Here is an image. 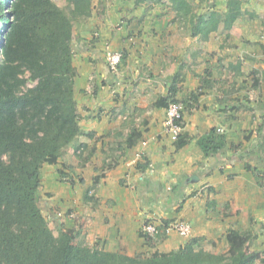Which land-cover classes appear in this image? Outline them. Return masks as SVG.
I'll list each match as a JSON object with an SVG mask.
<instances>
[{
  "label": "crops",
  "instance_id": "0c3cea01",
  "mask_svg": "<svg viewBox=\"0 0 264 264\" xmlns=\"http://www.w3.org/2000/svg\"><path fill=\"white\" fill-rule=\"evenodd\" d=\"M129 1L132 12L124 14L121 9L109 13L110 0H93L92 8L102 2L105 9L99 14L92 9L73 30L72 62L77 71L73 94L79 125L91 133L85 136L87 188L94 199L87 203L94 200L90 228L98 233L100 247L126 250L117 235L131 229L137 235L136 248L125 252L150 250L138 229L151 217L186 220L191 236L209 240H217L229 227L247 230L249 222L260 221L257 239L264 241V196L252 172L258 168L264 176V155L261 140L256 147L254 135H249L264 111L247 110L250 103L244 95L250 85L244 77L246 67L256 66L259 57L264 68L261 24H253L256 21L245 14L242 4L243 13L230 29L220 24L202 37L191 34L187 17L177 16L170 0ZM256 1V13L264 12V0ZM217 7L224 10L225 2ZM144 18L151 22L142 27L138 20L145 23ZM124 25L127 29L122 31ZM209 46L216 53L210 59L211 71L203 76L195 67L209 60ZM107 50L124 52L116 72L106 65ZM177 71L183 76L176 83L175 97L185 100L183 131L190 137L179 149L164 130L166 106L155 105L168 93ZM190 92H198L196 100L189 98ZM211 128L224 135L226 144L205 156L197 138ZM82 136L79 142H84ZM252 147L260 150L257 163L245 158ZM193 175L196 178L190 180ZM94 176L98 179L93 186ZM185 240L171 233L154 248L168 251Z\"/></svg>",
  "mask_w": 264,
  "mask_h": 264
},
{
  "label": "trees",
  "instance_id": "16d2710c",
  "mask_svg": "<svg viewBox=\"0 0 264 264\" xmlns=\"http://www.w3.org/2000/svg\"><path fill=\"white\" fill-rule=\"evenodd\" d=\"M65 1L61 7L54 0H0V264H264L263 252L250 249L257 239L251 229L229 227L226 247L220 251L204 248L209 241L204 236H191L177 248L162 251L154 247L167 235L151 236L139 228L144 245L154 250L133 254L76 241L79 231L61 223L53 233L40 205L41 168L56 164L71 143L75 155L85 161L82 153L87 145L78 138L91 134L79 125L72 41L74 24L91 15L93 0ZM170 1L177 16L187 17L191 34L202 37L220 24L230 29L242 15L244 2L225 0L224 10L210 4L198 11L191 0ZM261 48L264 54V44ZM252 73V86L257 88L264 81V68H254ZM182 76L180 71L174 73L168 93L158 97L155 105L180 101L186 108L185 100L175 97ZM197 95L190 92L189 98L196 100ZM189 139L182 131L173 141L175 149ZM197 143L205 156L226 144L215 128L199 136ZM245 168L250 166L246 163ZM252 172L261 185L256 168ZM97 179L94 176L93 186ZM89 190L84 192L85 200L94 199ZM170 220L160 219L164 224Z\"/></svg>",
  "mask_w": 264,
  "mask_h": 264
},
{
  "label": "rangeland",
  "instance_id": "374dc122",
  "mask_svg": "<svg viewBox=\"0 0 264 264\" xmlns=\"http://www.w3.org/2000/svg\"><path fill=\"white\" fill-rule=\"evenodd\" d=\"M55 3L61 7L66 6L65 0H54ZM133 4H135V0H131ZM141 2H145V4L148 3V0H140ZM194 4L195 8L198 10L203 9L205 6L204 4H212L217 9H220V7H217L219 5H223L225 0H191ZM263 3L260 2V5ZM129 0H110L109 4L107 5L108 12L110 13H117V9H121V11L124 14H130L131 7ZM172 5V4H171ZM258 6V1L256 0H244L243 8L245 9L244 12L246 15L250 16L252 21H256V23H253L254 25L261 26L259 27L260 33H261V39L264 40V12L256 13V9ZM105 5L102 4V2H98L94 5L92 8L95 12V14H99L102 10H104ZM146 10V9H145ZM264 11V10H263ZM120 13V12H119ZM118 13V14H119ZM142 19L144 16L143 13H141ZM258 16V17H257ZM256 17V18H255ZM138 20L139 23H142V27L144 24H149L151 21L149 19L144 18L143 20ZM118 21V19H117ZM116 21V22H117ZM80 22H76L74 24L77 25ZM127 29V26L124 25L122 28V31H125ZM216 52H213L209 46V50L206 51V56L209 60L204 59L205 62L198 67H195L196 70L199 71V73L203 74V76H208L207 72L211 71V63L210 59L214 58ZM205 56V57H206ZM259 59V57H258ZM257 59V62L255 63L256 66H254L252 63L251 66L249 65L248 68L246 67V73L244 74V77H247V80H249V89L245 90L244 95H247L246 101L249 104V107H247V110L250 111H264V83L263 85H259L257 88H254L252 86V69L257 68L259 71L261 70L263 63H259ZM241 79H243V75L239 76ZM260 84V83H259ZM248 92V93H247ZM244 97V96H242ZM264 115H261L260 120L254 121L253 128L251 129V132L249 133L250 137L251 135H254L255 138H253L252 144L257 145L259 144L261 140V152L259 148L255 150L257 147H252V152L248 153L245 158L248 159L251 162L257 163V156L260 152L262 155H264ZM255 129V130H254ZM82 141H84L87 144V138L85 136H82L80 138ZM255 150V151H254ZM246 152H248L246 150ZM87 156V146L84 148V151L82 153V158ZM58 168L61 169L62 172H59ZM256 173L261 177L262 184L260 187L262 188V193L264 196V176L263 172L256 169ZM99 175V173L97 174ZM41 177V186L39 189L40 192V205L43 211V214L45 215L46 219L48 220V225L52 229L54 234H57L56 224L61 223L64 228H71L74 227L76 231H79L78 236L76 237V241L83 240L84 242L88 243L90 246H96L100 247V238H98V233H93V231L90 228L92 217L95 214V205H93L94 200H90L89 203H87V200L84 198V192L87 189V159L84 161L83 159L79 158L75 153L73 152V148L68 146L62 156L59 158L58 162L56 164H43L40 172ZM90 185V184H89ZM264 198V197H263ZM98 206V205H97ZM97 208V207H96ZM131 212H129V215ZM132 215V214H131ZM149 220H153L155 222L160 221L161 218L157 217H151L148 218ZM180 219V218H179ZM251 225L250 229L257 231V237H258V228L257 224H262L260 221H251L249 222ZM257 228V229H256ZM261 228V227H260ZM127 229V228H126ZM125 229V230H126ZM264 229V226L261 228ZM123 231V232H122ZM117 235V239L119 242L126 243V250L125 247H122V249H119L120 251H130L132 252L134 248H136L134 244V238L137 237L131 229L128 231H124V229ZM225 233L222 235H219L220 237L217 238L215 241V245L211 244L209 241H206L204 243V248L206 249H212L213 251H220L225 249L226 247V240H225ZM121 234V235H120ZM189 237H184L186 240H188ZM97 240V241H96ZM162 240V239H161ZM160 240V241H161ZM185 240V241H186ZM159 243V241L157 242ZM120 245V243H119ZM250 249H257L264 254V241L255 240L254 242H251ZM148 252H151L148 248L143 249Z\"/></svg>",
  "mask_w": 264,
  "mask_h": 264
},
{
  "label": "built area",
  "instance_id": "2783aa9c",
  "mask_svg": "<svg viewBox=\"0 0 264 264\" xmlns=\"http://www.w3.org/2000/svg\"><path fill=\"white\" fill-rule=\"evenodd\" d=\"M123 60V51L107 50L105 53L106 65L110 71L116 72ZM165 118L163 121L164 130L171 141H175L183 131L181 124V114L183 104L180 101H169L165 108ZM142 233L155 236L158 233L169 235L177 233L180 237H189L192 233V226L186 220L174 219L164 224L161 221H142L140 225Z\"/></svg>",
  "mask_w": 264,
  "mask_h": 264
},
{
  "label": "water",
  "instance_id": "95a60500",
  "mask_svg": "<svg viewBox=\"0 0 264 264\" xmlns=\"http://www.w3.org/2000/svg\"><path fill=\"white\" fill-rule=\"evenodd\" d=\"M194 178H196L195 175H193L190 180H193Z\"/></svg>",
  "mask_w": 264,
  "mask_h": 264
}]
</instances>
